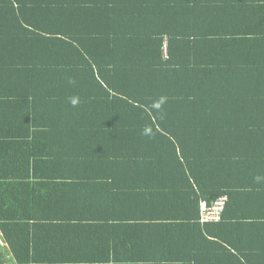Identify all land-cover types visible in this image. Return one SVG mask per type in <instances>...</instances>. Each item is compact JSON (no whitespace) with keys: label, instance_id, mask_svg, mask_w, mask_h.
Here are the masks:
<instances>
[{"label":"trees","instance_id":"16d2710c","mask_svg":"<svg viewBox=\"0 0 264 264\" xmlns=\"http://www.w3.org/2000/svg\"><path fill=\"white\" fill-rule=\"evenodd\" d=\"M0 130L25 164L0 177V264L34 261L82 176L167 214L171 264H264V0H0Z\"/></svg>","mask_w":264,"mask_h":264},{"label":"crops","instance_id":"0c3cea01","mask_svg":"<svg viewBox=\"0 0 264 264\" xmlns=\"http://www.w3.org/2000/svg\"><path fill=\"white\" fill-rule=\"evenodd\" d=\"M21 155L10 156L12 159L6 155V163L0 152V177L3 170L17 171L25 166L15 161ZM58 182L62 183L59 190L63 200L69 199L68 195L81 198L75 206H58L53 214H43L61 220L54 221V226L52 221H45L30 233L34 258L30 264H171L165 259L162 237L153 231L158 222L149 220L167 214L137 204L123 190L125 184L119 178H99L91 186V180L82 176L73 180L77 187L74 192L66 187V179ZM174 222L183 223L179 218Z\"/></svg>","mask_w":264,"mask_h":264},{"label":"built area","instance_id":"2783aa9c","mask_svg":"<svg viewBox=\"0 0 264 264\" xmlns=\"http://www.w3.org/2000/svg\"><path fill=\"white\" fill-rule=\"evenodd\" d=\"M225 200L221 199L215 203L213 207H209L206 203L203 205V222H214L219 221L221 218V213L225 207Z\"/></svg>","mask_w":264,"mask_h":264},{"label":"clouds","instance_id":"9594fccd","mask_svg":"<svg viewBox=\"0 0 264 264\" xmlns=\"http://www.w3.org/2000/svg\"><path fill=\"white\" fill-rule=\"evenodd\" d=\"M72 103H73V105H75L77 103V101L74 99V100H72Z\"/></svg>","mask_w":264,"mask_h":264},{"label":"rangeland","instance_id":"374dc122","mask_svg":"<svg viewBox=\"0 0 264 264\" xmlns=\"http://www.w3.org/2000/svg\"><path fill=\"white\" fill-rule=\"evenodd\" d=\"M0 240H1V237H0Z\"/></svg>","mask_w":264,"mask_h":264}]
</instances>
